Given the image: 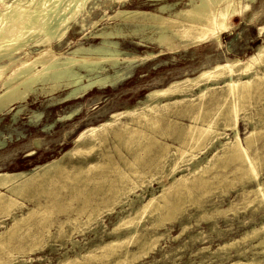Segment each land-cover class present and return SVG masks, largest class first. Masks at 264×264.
I'll use <instances>...</instances> for the list:
<instances>
[{"label":"bare ground","instance_id":"obj_1","mask_svg":"<svg viewBox=\"0 0 264 264\" xmlns=\"http://www.w3.org/2000/svg\"><path fill=\"white\" fill-rule=\"evenodd\" d=\"M254 2L255 0H189L186 5L178 8H173V4L170 3L162 5L160 11H145L137 9L130 11L118 10L115 12L114 16L136 19L138 23L140 22L142 27L149 25L158 29L159 34L152 39V41L158 44L162 48V51H176L182 43L197 44L211 40L218 43L223 33L228 32L229 29H231L234 16H241L245 14L250 10L251 4ZM98 6L99 3L97 0H0V113L10 109L14 104L28 99L32 93H34L35 96L39 93L52 95L55 91H61L64 89L68 90V92L63 95L66 101L74 100L84 97L93 89L108 87L110 84L113 85L114 83L121 82L128 77L134 66L130 63L131 60L126 59L125 53L119 50L115 45V41H113L115 38H123L124 32L121 28H116L114 31L100 33L102 36H105V40L103 41L104 47L102 48L84 47L79 45L68 49H71V51L66 50L61 52L55 51L54 49L55 44L61 42L63 35H65L67 31L72 28L71 26L75 22H79V18H85L86 13L88 14L91 9L97 8ZM250 19L251 17H248L247 21ZM85 26L86 22L83 19L81 20V28L85 29ZM263 27L261 26L258 28V34H260ZM165 31L169 34V36L165 34ZM171 37L176 38L177 41L174 42ZM153 55L154 54L149 52L143 58H139L138 56H134V58L144 60L146 57ZM120 59L125 60L120 61ZM121 65L122 68L120 67ZM107 67H112L114 69L113 72L110 73ZM94 74L95 76H92ZM83 78H86V81H81ZM220 80H222L221 82H223V85L217 86ZM38 85H41V87L37 88ZM195 90H197V92ZM255 91L258 93L260 92L264 97V41L261 45H258L251 54L247 55L244 60H239L237 58L225 59L223 63H214L212 66L200 69L193 75H186L180 79L171 80L164 87L149 90L144 98L141 99L134 107L124 108L121 111H114L103 122L83 129L73 140V146L64 153L69 157L67 163L62 162V157L64 155L62 154L61 156L40 164L27 173L25 171L0 172V227L4 224L3 218L9 216L12 219L11 224L4 226L3 230L0 229V264H7L14 260V250L25 254L26 251L32 252L35 249L40 248L39 241L42 240L41 233L43 229L46 228V220L50 219L52 212L54 214L55 208L56 210L62 209V212H66L67 210V204L62 203V200L61 202L56 201L57 199L58 201L60 200L59 196L56 197V200L53 199L51 202H48L43 206L28 207L29 209L22 211L21 214H16L15 211L17 209L19 210L22 205L19 197H23L26 192L28 194V191L31 189H39L48 193L54 187L69 186L75 187L77 189V193L79 194L82 193V195H88L87 192L90 191V188L88 189L90 184L92 186L94 185V187H98L99 185L100 187H106L105 189H108L107 187H111L113 192L108 189L113 193V195H111L112 198L110 199L116 203L123 204L125 202L132 201L129 194H135V189L145 183L147 180H145L147 174L152 175V179H148L149 181L147 185L154 180L155 176L158 177L159 182H162L166 176H170V181L162 183L163 190L158 196L151 194V197L148 200L146 199V202L137 208L135 207V210L132 212L133 216L126 213V216H121L118 221H116L113 229L111 230V232L114 233V231L121 227L136 226L135 223H137V221L147 213L154 212L159 209L162 210V208L165 209L171 202L167 193L173 185L180 182V180L182 181V179H187V177H189L188 174L191 177L192 174L197 172L202 173L203 170L205 171V173L203 171V174H206L205 169L212 170V166L215 168V160L220 156H230L232 160L234 159L232 156L239 158V160L236 158L233 160H236L235 163L240 161V159L242 162H246L245 165L249 168L250 172L244 174L241 178L246 177L247 180L248 178L257 179L258 170L256 162L258 161L255 160L254 162V159L258 157L253 159L249 154L250 146H252L249 144L251 143L249 140L253 134L258 131H256L257 128L263 129L264 116L262 115V117L258 119L257 125L259 126H254L252 124V130L246 137L244 136L245 145L242 144L238 136V124L240 121L247 120L248 112H246L247 107L245 108V106L247 104L249 105V99H251V96L255 93ZM192 94L195 95L196 98H190ZM203 98H208V100L206 99L204 100L205 102H202ZM263 109L264 108L257 109V113ZM200 111H203L204 115L200 116ZM241 111L242 115H240ZM170 112H173L172 114L180 113L183 116L187 115L188 118L191 119L190 123L182 122V124H175L177 126L180 124L179 128H181V130L176 132L178 139H180V144H183L181 138L184 135L188 137V141L191 140L189 144L187 143L188 149L186 146H175L174 149H172L170 143L163 141L162 139H158L154 134L157 131L156 134L158 136L159 134L164 135L163 129H165L167 125L177 123V119H169L166 117V114ZM39 114L40 113H38L37 116ZM73 115L74 111L65 113L60 115L58 120H66L71 118ZM164 118L165 120L163 121H165V125L163 124L164 126H162V119ZM227 130L231 131V136L226 133ZM168 132L169 131H167V134H169ZM263 132L261 130V133ZM202 139H205L202 141H205L204 147H202L203 150L214 148L213 152L211 151V157L207 158L203 162L202 160H197L199 158L198 155L200 154V140ZM144 141L148 142V144H144ZM109 142H111L110 145L112 144L110 147H108ZM150 143L154 144L153 147L155 144L158 146V149H156L157 154L154 158L155 161L147 160L148 162L142 161V164H140L137 160L140 158L143 159L142 154L147 151L146 149L149 145H151ZM34 144L37 145L38 141L35 140ZM121 146L124 148V151L132 154L133 157L131 159L124 156L123 151L120 150ZM111 147L113 150H116L118 154L117 156L119 157L118 160L112 155L110 150ZM151 147L152 146H150V148ZM92 151H95L98 154V159L93 161L94 159L90 158L91 161H88L86 157ZM27 155H32V152ZM253 156H255V154ZM68 157H66V159ZM222 159L224 158L222 157ZM226 161L228 162V160ZM220 163L218 164V167H220ZM182 164L184 169H187L188 172H182L181 175L176 176L174 173L177 170H183L181 167ZM225 164L227 163L225 162ZM225 164L223 163V169L227 167L224 166ZM107 165H109L110 170L117 173L115 177H99L98 175L100 174H97L95 177H90V174L93 175V173H91L93 170H96L97 168H105ZM166 165L169 166L168 170L165 168ZM153 169L157 170V172H153ZM233 169H235V167ZM106 170L103 171L106 172ZM236 171L234 170L233 172ZM95 172L96 171H94V174ZM108 175L109 173L107 176ZM200 175L201 177L203 176L202 174ZM197 177H199V175ZM197 177L194 179L197 180ZM221 177H219L220 180L225 176ZM219 178H217L218 181ZM61 179L68 180V183H60V185L57 186L56 183L58 180L63 181ZM108 180L110 182L106 183ZM200 181L199 177L198 182ZM209 181L210 180H208V182ZM261 181H257L255 188H250L248 191L245 189V191L247 194L253 193V198L263 204L264 182ZM188 184L190 183L188 182ZM183 185L185 186L187 183L182 184V186ZM184 186L182 188H185ZM194 186L196 187L197 185ZM54 190L52 191L56 192V188ZM57 193L58 191L56 194ZM32 194L33 193H31V197ZM50 194L51 193H49V195ZM138 194H135V196H140ZM69 197L65 198L70 199L73 196ZM105 197L107 198L106 195ZM159 198H162V202H160L161 200ZM100 199L102 198L100 197ZM173 199L176 200V198ZM84 201L85 200L83 199V202ZM83 202H81V204ZM35 205L36 204H34V206ZM79 208L81 209L82 205ZM97 208L95 206H91L89 213L87 211V222L93 220L96 222V217L99 214V210ZM225 210L226 209L218 208L215 212L222 213ZM32 218H36L37 221L29 223L28 220H33ZM157 220L158 218L156 221ZM159 224L162 225V223ZM180 225H182V222ZM86 227L87 226H85V228ZM60 233H62V231ZM128 233L129 235L125 238L117 236L115 239L98 245L97 248L115 252L122 246V243L132 238V233ZM257 236L258 239L256 246H260L259 249L261 251L258 252L264 259V222L260 224L259 227H253L251 230L246 231L239 239H233L231 242L224 243L222 246H219L217 250L236 245L239 242L244 241L246 238L254 239ZM70 241V244L74 245L76 240ZM45 242L46 241H44V243ZM37 243L39 245H37ZM148 244L147 247H150ZM35 245L38 247H34ZM152 247L153 246L149 249L153 250ZM249 247L247 249H249ZM228 249L229 248H227V250ZM143 250L144 248L139 251ZM245 251L246 247L242 248V250H238L237 254L243 255ZM128 253L129 252H127V254ZM143 253L146 254V252ZM227 254H229V252ZM74 256L75 257L73 258L63 257L64 259L60 260L57 264H83L86 260L99 255L95 256L94 253L88 251L81 258L77 255ZM100 256L105 255L102 254ZM137 257L135 256V258ZM244 257L246 256L244 255ZM16 259L18 258L16 257ZM132 259H134L133 255ZM260 260L261 259H257L254 255L252 258H245L244 261L236 260L230 264H264V262H261Z\"/></svg>","mask_w":264,"mask_h":264},{"label":"rangeland","instance_id":"obj_2","mask_svg":"<svg viewBox=\"0 0 264 264\" xmlns=\"http://www.w3.org/2000/svg\"><path fill=\"white\" fill-rule=\"evenodd\" d=\"M97 1L99 3V6L97 8L91 9L88 14H85V18H83L86 22L85 29L81 28V20L83 19L79 18V22H75L71 26L72 28H70V30L67 31L65 35H63L61 42L55 44V51L63 52L68 50L69 48L79 45L84 47L102 48L104 47L103 41L105 40V36H102L100 33L114 31L116 28H121L124 32L123 38H115L113 39V41H115V45L117 46V48L125 53L126 59L131 60L130 63L134 67L131 69L128 77L123 81L114 83L113 85L110 84L105 88L93 89L87 95L81 97L80 99L66 101L63 95H65L68 90L64 89L61 91H55L52 95L39 93L35 96L34 93H32L30 97H28V99H25L23 102L14 104L10 109H7L3 113H0V172H30L40 164H43L49 160L54 159L55 157L64 154L73 146V140L83 129L90 126H95L103 122L114 111H121L124 108L134 107L141 99L144 98L149 90L164 87L171 80L180 79L186 75H193L200 69L212 66L214 63H223L225 59L237 58L239 60H244L247 55L251 54L253 50L258 45H261L264 41V0H255V2L251 4V8L249 11L241 16H234V21H232L233 23L231 29H229L228 32L223 33L218 43L213 40L197 44L185 43V45L182 43L184 47L181 44V46L176 51H162V48L154 41H152V39H154L159 34L158 29H155L154 27H151L149 25L142 27L140 25V22L138 23L136 19H130L120 16L115 17L114 14L118 10L130 11L137 9L145 11H160L162 5L170 3L173 4V8H178L180 6L186 5L189 0ZM248 17H251L249 21H247ZM261 26L263 27V29L261 30L260 34H258V28ZM165 34L169 36L166 31ZM171 39L174 42L177 41L176 38L171 37ZM68 51H71V49ZM149 52L154 55L148 56L144 60H138V58H134V56L143 58ZM123 60L125 59H120V61ZM120 67L122 68V65ZM107 69L110 73H112L114 70L112 67H107ZM92 76H95V74ZM81 81H86V78H83ZM221 81L222 80L218 82L217 86L223 85V82ZM40 87L41 85L37 86V88ZM195 91L197 92V90ZM257 93L258 92L256 91L255 93H253V97L251 96V99H249V105L247 104L245 106V108L247 107L248 109H246V112H248L247 120L240 121L238 124V136L242 144L244 145L246 144L244 142V138L252 130L253 125L259 126L257 125L258 119H260L262 115L264 116V114H262L264 113V109L257 113V109L264 108V97L260 92V94ZM190 98L193 99L196 98V96L192 94ZM206 99L208 100V98H203L202 102H205L204 100ZM72 111H74V115L71 118L62 121L58 120V117L60 115ZM200 112L202 113H200V116L204 115L203 111ZM38 113L40 114L37 116ZM172 113L173 112L167 113L166 117H168L169 119H177V123L167 125L165 129H163L164 135H160L158 133V136L156 134L157 131L154 134L158 139H162L163 141L170 143L172 149H174L175 146H186V148L188 149V144L191 142V140L188 141V137L184 135L181 138L183 144H180V139H178L176 132L181 130V128H179L180 124L179 126L175 124H182V122L190 123L191 119H189L187 115L183 116L180 113H174V116V114ZM240 115H242V111L240 112ZM163 120H165V118L162 119V121ZM164 122L165 121L162 122V126L165 125ZM169 126L173 128H170ZM263 129L257 128L256 131H258L253 134L254 137L257 134L256 137L254 138L252 136V139L250 138L249 140L251 142L249 144L252 145L250 146L249 154L253 159L258 157L254 159V162L255 160L258 161L256 162L258 170L257 179L248 178L247 180L246 177L241 178L244 174L250 172L249 168H247V166L245 165L246 162H242V160L240 159V161H237V163H235L236 160H233L236 157L232 156V158H234L232 160L230 156H220L221 158H217V162L215 160L214 163V167L217 170L212 166V170L205 169L206 174H203L204 170L202 171V173L197 172L195 174H192L191 177L188 174L189 177H187V179H182V181L180 180L181 183H176L168 190L167 194L169 195V198L171 200L169 206H167L165 209L162 208V210L159 209L160 211L157 210L145 214L137 221V223H135L136 226H133L134 228L130 226L123 228L121 227L122 230L121 228L117 229V234L116 231H114V233L111 232L116 221H118L121 216H126L128 213V215L133 216L132 212L135 210V207L137 208L141 204L146 202L151 197V194L158 196L163 190L162 183L170 181V176H166L165 179L162 180V182H159L158 177L155 176L154 180L149 183L150 185H147L148 181L152 179V175L147 174L145 177V180L147 179L145 181L146 184L144 183L146 187L144 186V184H142L135 189V194L139 193L138 195L140 196L136 197L135 194L130 193L129 197L132 199V201L125 202L123 204L116 203L110 199L112 198L111 195H113V190H111V187L107 188L112 192L108 189H105L106 187L101 186V189L99 185L98 187H94V185L92 186L90 184L88 189L90 188L89 190L91 192H87L88 195L84 194L85 196L82 195V193H80V196V194L77 193V189L75 187L69 186L54 187L52 190L56 188V192L58 191L57 194L56 192H54L55 190H51L48 193H45V191H41L39 189L29 190L31 192L28 191V194L26 192L24 194L25 196L23 195V197H19L22 205L19 210L17 209L15 211L16 214L19 215L22 213V211H26L31 207L43 206L48 202H51V200L53 199L56 200V197L59 196L60 200L58 201L57 199L56 201L61 202L62 200V203L67 204V210L66 212H62V209L56 210L55 208L54 214L52 212V216L50 215V219L46 220V228L43 229L41 233L42 240L39 241L40 245L37 243L40 248H37L32 252L26 251V253L24 252L25 254H22L23 252L14 250V260L10 261L7 264H57L60 260L64 259L63 257L73 258L75 257L74 255H77L79 256V258H81L88 251L94 253L95 256H99L92 257L86 260L83 264H129V261L130 264H230L236 260L244 261L245 258H252L254 257V255L255 257H257V259H261V262H264V259L259 253L261 251L259 249L260 246H256L258 236L254 239L246 238L244 241H241L243 243L239 242L236 245L227 247L229 248L228 250L225 247L217 250V248L219 246H222L224 243L231 242L233 239H239L241 235H243L246 231L251 230V228L253 227H259L260 224L264 222V203H259L253 198V193L247 194L245 191V189L248 191L250 190V188H255V184L257 183V181L262 180L264 182ZM261 130L263 133H261ZM167 131H169V134H167ZM226 133L230 136L232 135L231 131L229 130H227ZM35 140L38 141L37 145L34 144ZM203 140L205 139L200 140V148L198 147L200 149V154L198 155L199 158L197 159L202 160V162L211 157L214 150V148L203 150L202 147H204L205 144V141L202 142ZM110 143L111 142H109L108 147L112 146V144L110 145ZM144 144H148V142L144 141ZM150 144L151 145H149L146 149L147 151L142 154V158L144 160L141 158L137 160L140 164H142V161H155L154 158L157 154L156 149H158V146H156L157 144H155L156 147H153L154 144ZM150 146H152L153 148H150ZM121 148L120 150L123 151L124 156L130 159L133 157L131 153L124 151V148L122 146ZM110 150L112 155L118 160L119 157L117 156L118 154L116 150H113L112 147ZM31 152L32 155H27ZM92 152L89 153L86 157L88 161H91L92 158L94 159L93 161H95V159H98V154L95 151ZM254 154L255 156H253ZM224 156H226L227 158ZM66 157H68V155L66 156V154H64L62 157V162L67 163L69 157L67 159ZM222 157L224 159H222ZM225 159L228 160L229 163ZM236 159L239 160V158ZM224 161L227 164H225ZM219 163L220 167H218ZM223 163L225 164L224 166H227L224 168L226 170L223 169ZM168 167L169 166L166 165L165 168L168 170ZM181 167L183 168V170H177L174 173L176 176L181 175L182 172H188L187 169H184L183 164L181 165ZM234 167L235 169H233ZM100 169L101 168H97L96 170H93L91 172L93 173V175L90 174V177H95L97 176V174H100L98 175L99 177L106 176V178H113L117 174L113 170L109 169V165H107L105 168H102L101 170ZM103 170H106L107 173ZM108 170H110L111 172ZM231 170L232 172L234 170L237 171L232 173ZM94 171H96L95 174ZM101 171L103 172L100 173ZM153 172H157V170L153 169ZM214 172L216 175L214 174ZM108 173L110 176H107ZM197 174L200 177V182H198L199 177H197ZM200 174H202L204 177H201ZM220 174L222 175V177L225 176L226 178H222ZM206 175H208L209 177ZM212 175H214L215 177ZM195 177L198 178V181L194 179ZM216 177H221L222 181L219 178V181H221L219 182ZM190 178L192 179V181ZM210 178L212 179V181ZM59 180L56 183L57 186H59L60 183H68V180L66 179H61L63 181ZM208 180L210 181L208 182ZM187 181L190 184H188ZM109 182V180L106 181V183ZM186 183L187 185H183L185 188H182V184ZM193 184L197 186L195 187ZM96 188L98 192L96 191ZM107 191H110L111 193H108ZM31 193H33V198L31 197ZM49 193L53 195H49ZM105 195L107 196V198L105 197ZM69 196L73 197L70 198ZM24 197L27 198L25 199ZM65 197H69L70 199H67ZM100 197L102 199H100ZM173 198H176V200ZM83 199L85 200L84 202ZM159 199L161 200L160 202H162V198ZM80 201L84 204H81ZM34 204L36 205L34 206ZM81 205L82 208L80 209L79 207H81ZM90 205L93 207L95 206L96 208L99 206L97 208L99 210V214L96 217V222L95 220L87 222L88 213L91 208ZM211 208L214 211H212ZM218 208L226 210L222 213L215 212V210ZM204 211H206L207 213ZM157 218L158 220L156 221ZM3 220L4 224L2 227H0V229L2 230L4 229V226H8L9 224H11L12 219L8 216L3 218ZM30 220H28L29 223L37 221L36 218L31 221ZM157 222L162 223V225ZM181 222L182 225H180ZM85 226L87 227L85 228ZM61 231L62 233H60ZM128 232L132 233V238H130L131 241L130 239L126 240V242L122 243V246L119 247L115 252L97 248L98 245L115 239L117 236L120 238H125L127 235H129ZM70 240H76L77 242L75 241L74 245H72L70 244ZM44 241L46 242L44 243ZM147 244L150 247L153 246V250L149 249L150 247H147ZM34 247L38 246L35 245ZM244 247H246L245 253L243 255H238L237 251L242 250V248ZM248 247L249 249H247ZM141 248H144V250L139 251L142 250ZM127 252L129 253L127 254ZM143 252H146V254ZM228 252L229 254H227ZM102 254H104L105 256H100ZM132 255L134 259H132ZM244 255L246 257H244ZM135 256L141 258L137 257V259L135 258ZM16 257L18 259H16Z\"/></svg>","mask_w":264,"mask_h":264}]
</instances>
